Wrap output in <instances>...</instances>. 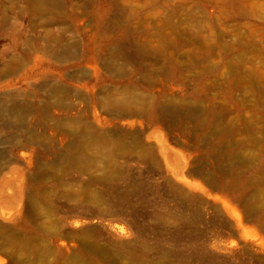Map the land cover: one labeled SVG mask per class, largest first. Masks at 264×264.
<instances>
[{
  "label": "rangeland",
  "instance_id": "obj_1",
  "mask_svg": "<svg viewBox=\"0 0 264 264\" xmlns=\"http://www.w3.org/2000/svg\"><path fill=\"white\" fill-rule=\"evenodd\" d=\"M54 1L0 0V264H264V0Z\"/></svg>",
  "mask_w": 264,
  "mask_h": 264
},
{
  "label": "bare ground",
  "instance_id": "obj_2",
  "mask_svg": "<svg viewBox=\"0 0 264 264\" xmlns=\"http://www.w3.org/2000/svg\"><path fill=\"white\" fill-rule=\"evenodd\" d=\"M37 1L39 5L44 8H49L55 2L54 0H37ZM61 104H62V101H61ZM122 108L123 106L119 105V107H117V110L120 111L122 110ZM22 110L23 108L21 106H19L18 104H14V103L10 105H5L3 108H0V128L2 129L13 128L15 132H14L12 139L21 138L22 140L26 142H31L34 139V135L31 132L32 130H30V125L28 121L25 120V117H23ZM53 110H54V106L48 105L44 111L46 115L50 117L52 115ZM196 174H200V173H196Z\"/></svg>",
  "mask_w": 264,
  "mask_h": 264
}]
</instances>
